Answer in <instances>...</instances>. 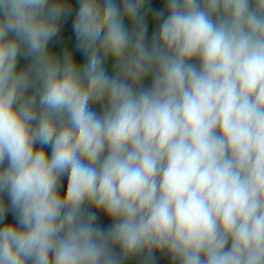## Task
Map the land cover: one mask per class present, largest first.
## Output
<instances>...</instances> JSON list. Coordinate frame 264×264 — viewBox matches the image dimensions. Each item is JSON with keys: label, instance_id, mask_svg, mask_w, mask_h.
Returning <instances> with one entry per match:
<instances>
[{"label": "clouds", "instance_id": "clouds-1", "mask_svg": "<svg viewBox=\"0 0 264 264\" xmlns=\"http://www.w3.org/2000/svg\"><path fill=\"white\" fill-rule=\"evenodd\" d=\"M165 5L0 0V264H264V0Z\"/></svg>", "mask_w": 264, "mask_h": 264}, {"label": "rangeland", "instance_id": "rangeland-1", "mask_svg": "<svg viewBox=\"0 0 264 264\" xmlns=\"http://www.w3.org/2000/svg\"><path fill=\"white\" fill-rule=\"evenodd\" d=\"M63 2L68 5L71 9L70 13L66 14L61 18L60 21V30L58 34L49 42V49L53 53L54 56L57 58L61 57L65 50L69 51L73 55V59L78 66H82L86 62V55L82 49L77 47V37L73 29L74 21L76 14L79 10L80 0H63ZM117 3L120 0H116ZM161 0H145V7L144 10L148 12V16L146 18L147 23V33H146V40L149 42L152 39L153 33L158 31L159 23L156 19V13L161 12L160 8ZM164 12V11H163ZM165 16L167 15L164 12ZM162 19V18H161ZM130 21L125 19L126 27L131 28L132 24H129ZM28 63H30V58L21 55L19 60L18 67L23 68ZM113 63L114 61L111 58L108 60L106 67L108 71L111 73L113 71ZM145 80V79H144ZM144 82V81H143ZM98 107V106H94ZM39 147V145H36ZM48 153H51V148H46ZM67 188V177L65 176L62 181V187L60 189L61 193L63 194L66 192ZM2 198L5 201V204L8 205L10 202L8 200L7 195H3ZM89 211H92L96 214L97 220L95 221L96 226L107 230L113 223L110 217H108L102 210H98L96 208H90ZM6 218L8 223H17L16 218L12 210L9 208ZM116 252L119 253V248H116ZM122 264H176L170 255L165 252L155 251L153 253V258L151 260H146V254H140L137 256L129 257L122 261Z\"/></svg>", "mask_w": 264, "mask_h": 264}, {"label": "trees", "instance_id": "trees-1", "mask_svg": "<svg viewBox=\"0 0 264 264\" xmlns=\"http://www.w3.org/2000/svg\"><path fill=\"white\" fill-rule=\"evenodd\" d=\"M160 8L162 11H164L167 14L165 0H161ZM129 24H131V22H129L128 25ZM150 84H151V76H148L145 78V80L143 82V86L148 87V86H150ZM5 223H8L6 216H5V219L3 221H0V227H2Z\"/></svg>", "mask_w": 264, "mask_h": 264}]
</instances>
